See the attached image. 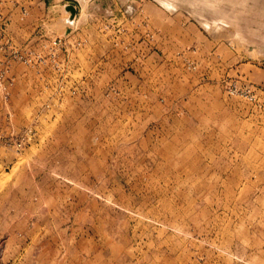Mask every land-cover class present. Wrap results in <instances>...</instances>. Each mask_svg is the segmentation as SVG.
<instances>
[{
	"label": "rangeland",
	"instance_id": "obj_1",
	"mask_svg": "<svg viewBox=\"0 0 264 264\" xmlns=\"http://www.w3.org/2000/svg\"><path fill=\"white\" fill-rule=\"evenodd\" d=\"M0 264H264V0H0Z\"/></svg>",
	"mask_w": 264,
	"mask_h": 264
},
{
	"label": "water",
	"instance_id": "obj_2",
	"mask_svg": "<svg viewBox=\"0 0 264 264\" xmlns=\"http://www.w3.org/2000/svg\"><path fill=\"white\" fill-rule=\"evenodd\" d=\"M69 7L71 9V17H70V19L73 20V18L75 16V12H76L75 6L74 5H70Z\"/></svg>",
	"mask_w": 264,
	"mask_h": 264
},
{
	"label": "bare ground",
	"instance_id": "obj_3",
	"mask_svg": "<svg viewBox=\"0 0 264 264\" xmlns=\"http://www.w3.org/2000/svg\"><path fill=\"white\" fill-rule=\"evenodd\" d=\"M71 20V19H70Z\"/></svg>",
	"mask_w": 264,
	"mask_h": 264
}]
</instances>
